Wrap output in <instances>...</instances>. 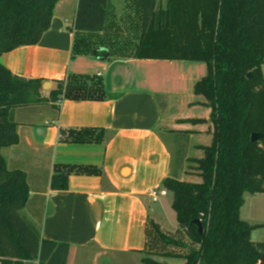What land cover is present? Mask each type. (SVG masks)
Returning a JSON list of instances; mask_svg holds the SVG:
<instances>
[{
  "label": "trees",
  "instance_id": "1",
  "mask_svg": "<svg viewBox=\"0 0 264 264\" xmlns=\"http://www.w3.org/2000/svg\"><path fill=\"white\" fill-rule=\"evenodd\" d=\"M60 1L0 0V57L37 45ZM123 15L117 19L109 0H79L73 54L204 62L208 67L194 85V93L211 108L214 126L213 141L201 146L205 155L197 160L202 182L172 176L163 181L173 193L179 228L193 245L185 264H264V241L251 238L260 226L240 215L245 193H264V137L252 141V134H264V0H126ZM43 84L41 78L13 74L0 61V256L40 254L42 264H67L70 246L43 239L23 214L30 194L27 174L10 170L2 155L19 143L12 110L47 102ZM64 92L75 100L108 97L98 76H71L51 91V99ZM70 136L76 143L103 141V131L90 129ZM73 170L101 175L96 167L71 166L53 176V189H67ZM156 231L165 244L185 247ZM143 262L164 264L149 257Z\"/></svg>",
  "mask_w": 264,
  "mask_h": 264
},
{
  "label": "crops",
  "instance_id": "2",
  "mask_svg": "<svg viewBox=\"0 0 264 264\" xmlns=\"http://www.w3.org/2000/svg\"><path fill=\"white\" fill-rule=\"evenodd\" d=\"M78 3L61 0L50 29L37 45L0 57L13 74L51 84L50 89H43L47 102L12 110L19 143L2 150L10 170L27 174L30 194L24 212L30 215L26 217L33 224L40 222L43 239L70 246L67 264H116L119 258L145 264V257L185 264L183 257L193 245L179 225V237L166 234L165 226L177 227L169 212L173 200H166L170 192L163 181L172 176L202 182L197 160L205 155L201 146L212 143L214 126L211 108L203 96L194 93V85L208 74L207 64L103 54L75 56L72 25ZM109 4L120 20L126 0L119 15L110 0ZM262 69L264 73V65ZM98 74L107 98H65L61 105V96L51 99V91L69 77ZM82 129L103 131V141H72L70 133ZM71 166L96 167L101 175L73 170L67 189H53V176ZM155 188L167 194L153 202L150 192ZM253 195H258L257 206L264 205V193ZM246 204L245 199L242 208ZM242 208V220L264 227V221L252 224L254 217L250 212L243 214ZM154 225L184 243L187 250L169 248Z\"/></svg>",
  "mask_w": 264,
  "mask_h": 264
},
{
  "label": "rangeland",
  "instance_id": "3",
  "mask_svg": "<svg viewBox=\"0 0 264 264\" xmlns=\"http://www.w3.org/2000/svg\"><path fill=\"white\" fill-rule=\"evenodd\" d=\"M159 1H160V4L166 3V0H159ZM110 2L114 6L117 14L121 13L123 11L125 0H110ZM123 32H124V34H122V35L127 36L126 33H128V31L126 32V30H124ZM245 196L246 197H244V198L246 199L247 204L242 208L243 214H246L247 212L251 213V215L254 217V218H251V220H250V222L252 224L262 223L264 221V212H263L264 211V205H258V206L256 205V198H257L256 196H258V195H253L251 193H248ZM166 200H168V203L171 202V200H173V193L172 192L169 193V196L166 198ZM169 212L171 213L172 217L174 218V225L177 227L178 223H177L176 212L173 210L172 207H170ZM26 213L23 211V214L25 216L30 215L28 211H26ZM35 225L39 229L40 233H42L43 229H42L40 222L35 224ZM154 229L156 230V225H154ZM164 229H166L165 231H168V232H166V234H169L173 238L179 237L178 232H177L178 227L176 229H173V228H171V226H165ZM153 235L155 236V232H153L151 234V238H153ZM251 238L253 241H264V227L260 226V227L256 228L252 232ZM167 245L169 246V248H174L175 250H178V247H176V246H171L169 244H167ZM181 248H185V247H181ZM185 250H187V248H185ZM117 260H118V263H116V264H123V262H126V264H135V262L128 261V259H125V258H123V259L119 258Z\"/></svg>",
  "mask_w": 264,
  "mask_h": 264
},
{
  "label": "built area",
  "instance_id": "4",
  "mask_svg": "<svg viewBox=\"0 0 264 264\" xmlns=\"http://www.w3.org/2000/svg\"><path fill=\"white\" fill-rule=\"evenodd\" d=\"M75 22L72 25V31L74 32L75 28ZM101 74H98L97 76L99 77ZM65 99V92L61 95V97L58 100L59 105L63 104V101ZM167 191L166 190H159V189H152L150 192L151 198L153 202H156L159 200V198L162 195H166ZM0 264H42L41 263V256L40 254L31 259H23V258H15V257H10V256H0Z\"/></svg>",
  "mask_w": 264,
  "mask_h": 264
},
{
  "label": "water",
  "instance_id": "5",
  "mask_svg": "<svg viewBox=\"0 0 264 264\" xmlns=\"http://www.w3.org/2000/svg\"><path fill=\"white\" fill-rule=\"evenodd\" d=\"M251 74H249L248 76L250 77ZM51 87V84L49 82H45L43 84V89L44 90H48L50 89ZM264 137V134H261V133H254L252 134V141L256 142L258 141L260 138Z\"/></svg>",
  "mask_w": 264,
  "mask_h": 264
}]
</instances>
